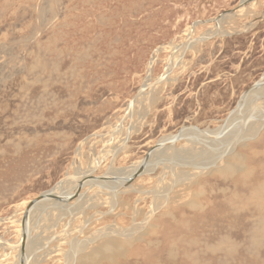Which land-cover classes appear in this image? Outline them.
<instances>
[{"label":"rangeland","instance_id":"374dc122","mask_svg":"<svg viewBox=\"0 0 264 264\" xmlns=\"http://www.w3.org/2000/svg\"><path fill=\"white\" fill-rule=\"evenodd\" d=\"M242 1L0 0V264H17L30 202L89 171L94 157L108 155L93 178L123 173L185 126L221 128L264 79V0ZM221 18L224 33L199 42ZM187 40L198 42L157 84ZM258 103L247 119L264 111ZM248 128L214 167L196 173L209 155L195 149L191 163L159 166L113 207L106 190L89 188L77 201L40 206L29 235L46 245L37 264H264V125L242 141ZM84 194L96 201L80 209ZM110 227L128 232L99 236Z\"/></svg>","mask_w":264,"mask_h":264},{"label":"bare ground","instance_id":"6f19581e","mask_svg":"<svg viewBox=\"0 0 264 264\" xmlns=\"http://www.w3.org/2000/svg\"><path fill=\"white\" fill-rule=\"evenodd\" d=\"M243 1L247 2L248 0H243ZM253 1H255V0H252L251 2H253ZM222 20H223V18H221V20L219 19L218 22L216 23L217 29H216L215 33H212V31H211L210 34L202 36L198 41L199 42L200 41H205L206 39H209L210 37H212L215 34L224 33V32H222V26H221ZM197 42L196 41L194 42L192 40H187V43L184 46L181 45L183 47H179V48L176 47V46H174L175 48L173 47L175 49V52H176L175 58L170 61V63L168 64V68H167V72H166L165 76H162L160 78V80L158 81L159 83H157V84H161L162 82H168L170 80V77L168 76V72H171L177 65H179L178 63L182 60L180 58L184 54V52L186 50L192 49L193 45L195 43H197ZM152 63L153 64L155 63V59L153 60ZM151 70H153V69H151ZM262 80H264V79H262ZM150 82H151V80H149L146 85H148ZM151 87H154V85H152ZM145 89H146V87H143L140 90V94L138 96H136L135 98L143 96L144 93H145ZM259 94H262V96L259 97ZM263 97H264V86L261 85V86H259V87H257L256 89L253 90L252 96L250 97L249 100L244 102L243 105L240 104L241 107L239 105L237 111L235 113H233L228 118L227 121L224 122V124L221 126V128L216 129V130H214L212 132L211 131H207V130L203 131V132H201V130L194 131V132H197V133L192 134L190 136H187L186 138H184V136H183L184 133H180V135H178V133H176V134L172 135L169 140H166L165 142H162V143H158L160 145H162L164 143H167V142L170 143L172 141L177 140L181 136L182 138H184L183 140L189 141V145L192 146V147H190L191 149L185 150V152H181V149L172 148V147H169V146H166L169 149H165V150H168V151H164L163 153H161V151H162V149L164 147L160 148V149H157L156 151H154L153 154H151L152 156L150 155L151 157L149 156L150 158H148L146 161L140 162L139 164H137L135 166V168L133 170L129 171L128 173H124V175H122L121 179H118V178L116 179V177H114V176H117V174H120L121 171L116 172V173H112L111 171H109V173H107L104 176L105 178H103V179H102V177L93 178L92 177L93 175H90V173H92L96 168H98V166H100L101 163L104 162V159L106 158L104 156H108V155L107 154L105 155V153H106V151H105L104 154L100 155L99 157H94V159L91 162V165L89 167V171L84 172V173L83 172H79L78 173L79 175L77 174L78 176H68V177H66V179L61 181L60 183H58L55 188H53L52 190L47 192L48 194H51L53 196V198L51 200H43V201H40V202H37V203L34 204L33 209L31 211V214H30V217H29V220H27V223H26L28 241L26 240V248H25L26 257L24 258L25 264H37L39 262V259L36 256V254L40 250L41 246H46V245L40 244V242L36 243V242H33L32 240L29 239V235H30V232L32 230L31 226L33 225L32 224L33 223L32 221L34 219L33 215H34L35 211L40 206H43V205L44 206H52L53 204L54 205H57V204L58 205H62V204L65 205V204H67L69 202L70 198L78 196L79 192L82 189L89 188L90 191L93 190V189H98L96 192L99 193V194L102 193V192H105L104 190H106L107 195L111 196V203H112L111 207H113L116 204L115 200L117 199V197L121 193L125 192V190H124L125 188L126 189L129 188V187H124V186L126 185L128 180L132 179L135 176V174L138 173L139 175H142V174L144 175V173H146V172L149 173V172L155 171L159 166H163L165 169H169L171 171H177L178 168L185 167L188 163H191V162L187 161V159H188L187 156H189V155L191 156L192 155L191 153H193L195 151V149H200L201 151H203L204 153H207L209 155V159H208V161H204L205 162L204 165L195 164L193 166V169L196 170V173L197 172H204V171L214 167L217 164V162H220L223 159L224 155L227 154V152H229L233 147H235L236 144H238L240 142L239 141L240 136H239L238 133L241 132L240 131L241 129L239 130L241 124L250 127V128H248V131L250 133H248V132L246 133L245 132L246 133L245 134L243 132L244 134H243V136H241V140L242 141L247 139L246 138L247 135H249V134L251 135L253 133L255 134L263 127V125H264V111L263 112L262 111L258 112L257 116L254 117L252 115V116H250L247 119V116L250 113L255 111V107L253 105H256V103H258L259 101H261V102L257 104V107H258L257 109H259L260 107H262V105H264ZM133 107H134V105H133ZM131 108H132V106H131ZM131 110L132 109H130V111ZM132 113L129 112L128 116H130ZM238 122H240V123H238ZM242 127H244V126H242ZM251 130H252V132L253 131H255V132L252 133ZM128 137H129V134H127V137L124 139V141H122V142L120 141L121 143L119 145H116L115 147L113 146V150L112 151H108V153H111L112 155L116 156V154L119 153L122 150V148H123L122 143H126L129 140L130 137L129 138ZM209 150H211V151L207 152ZM169 151H172L171 152L172 155H171V153ZM201 151H200V153H202ZM79 152H78V154H79ZM168 152L170 153L169 154L170 157L167 154ZM138 171H140V172H138ZM177 174L178 173H176L174 175L177 177L178 181L184 179V177H181L180 175L178 177ZM191 175L193 176V175H196V174H191ZM191 175L188 176V174H186L185 175L186 176L185 180H187L188 177L191 178L192 177ZM100 179H102V180H100ZM71 185H73L74 186L73 188H76V189L70 188ZM69 189H72V190H69ZM102 194H104V193H102ZM91 197L92 196H90V198L88 199V201H87L88 203L85 201V199L88 198L87 195L84 194L81 197L82 198L81 200L85 201V203L83 202L84 204H83V206L80 207V209L83 208L84 205H86V204L89 205V204H94L95 203V201H96L95 197L96 196H94L92 198ZM62 198H63L64 201L60 202V200H62ZM68 208L66 207V209H68ZM80 209L79 208L73 209L72 215H75L77 213V211H79ZM63 210L64 209H61V210H59V212L60 213L62 212V214H63ZM68 211H69V209H68ZM64 213H65V211H64ZM67 213L68 212H66V214ZM44 215H45V212H44ZM45 217H46V215H45ZM63 217H65V215H63ZM141 225H144V224H141ZM21 232H22V236H23V233H24L23 229H22ZM127 232H128V230H123V229H117L115 227H110V228H107V229H105L103 231H100L99 236L103 237L105 235L109 236V235H115V234H120V233H124L126 235ZM134 232H132L130 234L128 233L127 235L131 236V235L136 233V232L135 233ZM21 238H23V237H21ZM31 241H32V244H31ZM93 241H95V240H93ZM83 243H84L83 241H80L78 244L73 243V248L71 250V253L68 256V260L73 259V257L78 255L77 253L79 252V250L81 248H83L84 246H86L85 245L86 243H84V244ZM22 244H23V241H22L20 247L18 248V250L20 251V256L17 259V264H21V247H22ZM43 250H44V248H43Z\"/></svg>","mask_w":264,"mask_h":264},{"label":"water","instance_id":"95a60500","mask_svg":"<svg viewBox=\"0 0 264 264\" xmlns=\"http://www.w3.org/2000/svg\"><path fill=\"white\" fill-rule=\"evenodd\" d=\"M252 0H248L247 2H245V1H242L241 3H240V5H239V8L240 7H243V6H246L247 4H249L250 2H251ZM263 78H261L259 81H257L253 86H251L244 94H243V96L241 97V99H240V101H239V103H238V106H237V108L234 110V111H232L231 113H235L236 111H237V109H238V107H239V105L240 104H243L244 103V101H247L246 99H247V97L253 92V90L254 89H256L257 87H259V86H261V85H263L264 86V80H262ZM140 94V91L138 92V95ZM137 95V96H138ZM254 115V114H253ZM228 120V118L226 119V121ZM238 123H240V122H238ZM242 123V122H241ZM198 127L197 126H185V127H183L179 132H178V135H180V133L184 130V129H190L192 132L194 131V130H196ZM189 135V134H188ZM184 138H186V136H184ZM184 138H182L181 136L177 139V140H175V141H172V142H170V143H164V144H162V145H160V144H156L154 147H152L150 150H149V152H147V154H146V156H145V158L142 160V161H144V160H146L147 158H149V156L154 152V151H156L157 149H160V148H163V147H166V146H169V147H175L176 145H178L179 143H181L182 141H183V139ZM141 161V162H142ZM143 167V166H142ZM142 169V168H141ZM140 169V170H141ZM129 171H131V170H128V171H126V172H123V173H121V174H118L117 176H114V177H116V179L118 178V179H121V177H122V175H124V173H128ZM138 172H140V171H138ZM148 172H146V173H144V175L142 174V175H139L138 173L137 174H135V176L132 178V179H130V180H128V182L126 183V185L124 186V187H129L134 181H136V180H138V179H140L141 177H143V176H145L146 174H147ZM103 178H105L104 176L102 177V179ZM102 179H100V180H102ZM105 180V179H104ZM80 196L78 195L77 197H73V198H70V200H69V202H74V201H77L78 200V198H79ZM53 198V196L51 195V194H48L47 192L46 193H43V194H41L40 196H38L37 198H35V199H33L31 202H30V204H29V206L27 207V209H26V212H25V214H24V216H23V244H22V247H21V264H25V261H24V258L26 257V252H25V248H26V240L28 241V235H27V230H26V223H27V220H29V217H30V214H31V211H32V209H33V206H34V204L35 203H37V202H40V201H43V200H51ZM60 200V199H59ZM62 201H64L63 200V198H62V200H60V202H62Z\"/></svg>","mask_w":264,"mask_h":264}]
</instances>
